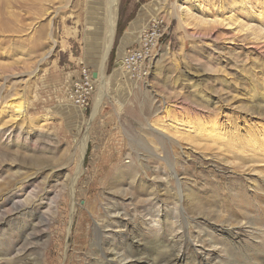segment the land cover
I'll use <instances>...</instances> for the list:
<instances>
[{
	"label": "rangeland",
	"instance_id": "374dc122",
	"mask_svg": "<svg viewBox=\"0 0 264 264\" xmlns=\"http://www.w3.org/2000/svg\"><path fill=\"white\" fill-rule=\"evenodd\" d=\"M105 2L0 0V264H264V0Z\"/></svg>",
	"mask_w": 264,
	"mask_h": 264
},
{
	"label": "bare ground",
	"instance_id": "6f19581e",
	"mask_svg": "<svg viewBox=\"0 0 264 264\" xmlns=\"http://www.w3.org/2000/svg\"><path fill=\"white\" fill-rule=\"evenodd\" d=\"M105 3H106V9L107 10H106V17L103 19L104 20V26L102 25L104 27L102 30L104 35H101V39H100L101 42H99L101 44L99 46V49H100L99 53L102 56V60L106 58L107 53L109 52V50L111 48V43H112V40L114 37L115 25H116L117 0H106ZM174 8L177 11V15H178L177 18H178L179 23H182V21L184 20V9H186L185 6L177 5ZM239 8L242 11H244V15L247 18H249L248 17L250 15L249 10L242 3L239 4ZM223 22H226V24L228 26H235L239 32L245 31L244 29H245L246 25L243 23L240 24L238 19L235 18L233 15H229V16L222 15L220 19H218V20L215 19V21H214V23H218L220 25L223 24ZM93 27L94 26L91 25V27L89 28L88 33H87V34H89L88 36H92L93 33H95L93 31V30H95V28H93ZM245 33H249V32L246 30ZM10 107H11V110L16 114L22 113L21 106L19 104H14V105L12 104ZM8 109H10V108H8ZM216 130H217L216 124L213 123L209 129L205 130V132L208 133L209 137L217 140L220 138V135L217 134ZM246 138H248V137L246 136ZM252 142H254V141H252ZM252 145H255V144H252ZM158 231H159L158 229H155L154 232H158ZM113 252H114L113 256L116 257V259H118V261H126L129 259H133L135 257V254H133V253H125V254L119 253L117 248H114Z\"/></svg>",
	"mask_w": 264,
	"mask_h": 264
},
{
	"label": "built area",
	"instance_id": "2783aa9c",
	"mask_svg": "<svg viewBox=\"0 0 264 264\" xmlns=\"http://www.w3.org/2000/svg\"><path fill=\"white\" fill-rule=\"evenodd\" d=\"M142 56V52H131L124 58L123 64L130 68L133 63L136 62L138 59L140 60Z\"/></svg>",
	"mask_w": 264,
	"mask_h": 264
},
{
	"label": "water",
	"instance_id": "95a60500",
	"mask_svg": "<svg viewBox=\"0 0 264 264\" xmlns=\"http://www.w3.org/2000/svg\"><path fill=\"white\" fill-rule=\"evenodd\" d=\"M122 64H123L122 61H120L117 65L122 66ZM93 78H96V74H93Z\"/></svg>",
	"mask_w": 264,
	"mask_h": 264
}]
</instances>
